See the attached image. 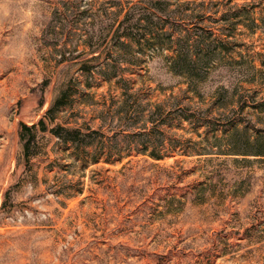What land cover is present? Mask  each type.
I'll use <instances>...</instances> for the list:
<instances>
[{
    "label": "rangeland",
    "instance_id": "rangeland-1",
    "mask_svg": "<svg viewBox=\"0 0 264 264\" xmlns=\"http://www.w3.org/2000/svg\"><path fill=\"white\" fill-rule=\"evenodd\" d=\"M0 264H264V0H0Z\"/></svg>",
    "mask_w": 264,
    "mask_h": 264
},
{
    "label": "trees",
    "instance_id": "trees-1",
    "mask_svg": "<svg viewBox=\"0 0 264 264\" xmlns=\"http://www.w3.org/2000/svg\"><path fill=\"white\" fill-rule=\"evenodd\" d=\"M125 22L126 19L121 24L123 25ZM128 35L126 32L122 34V36ZM164 112L166 111L163 105L157 104L150 115L153 120L158 119L157 116L161 117L162 124L165 123L164 117H162ZM184 117L188 119L189 116ZM46 131H49L64 142H71L84 147L94 145L97 135L100 134L98 129L90 126L83 128L81 126H70L69 124L59 122L55 115V105H53L44 112L38 121L32 124L25 122L19 123V135L23 145L24 158L27 163H29L32 157L38 154L39 134ZM151 156L156 159L161 158V156L154 153Z\"/></svg>",
    "mask_w": 264,
    "mask_h": 264
}]
</instances>
